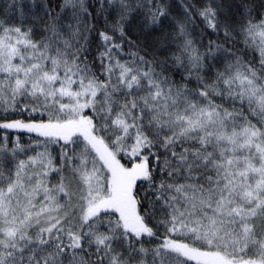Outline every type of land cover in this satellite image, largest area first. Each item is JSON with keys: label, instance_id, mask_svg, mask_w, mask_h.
<instances>
[{"label": "snow or ice", "instance_id": "1", "mask_svg": "<svg viewBox=\"0 0 264 264\" xmlns=\"http://www.w3.org/2000/svg\"><path fill=\"white\" fill-rule=\"evenodd\" d=\"M0 264H264V0H0Z\"/></svg>", "mask_w": 264, "mask_h": 264}]
</instances>
